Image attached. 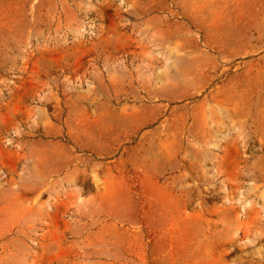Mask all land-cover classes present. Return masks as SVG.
<instances>
[{"label": "rangeland", "instance_id": "rangeland-1", "mask_svg": "<svg viewBox=\"0 0 264 264\" xmlns=\"http://www.w3.org/2000/svg\"><path fill=\"white\" fill-rule=\"evenodd\" d=\"M0 264H264V0H0Z\"/></svg>", "mask_w": 264, "mask_h": 264}]
</instances>
